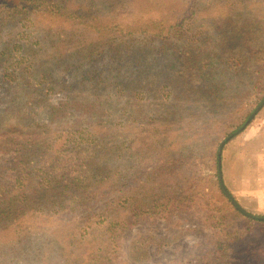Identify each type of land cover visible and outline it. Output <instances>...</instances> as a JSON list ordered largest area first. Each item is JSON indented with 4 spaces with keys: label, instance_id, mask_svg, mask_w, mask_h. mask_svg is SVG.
Masks as SVG:
<instances>
[{
    "label": "trees",
    "instance_id": "obj_1",
    "mask_svg": "<svg viewBox=\"0 0 264 264\" xmlns=\"http://www.w3.org/2000/svg\"><path fill=\"white\" fill-rule=\"evenodd\" d=\"M173 1L162 2L165 9L158 18L122 27L114 21L121 15L110 18L117 14L111 0H103L101 7L93 0L85 4L75 0H0V65H9L4 68L2 80L17 90L20 80L30 79L33 56L46 43L43 39L48 38L47 32L56 30L37 19L42 14L65 16L80 26L98 25L99 32H107L100 33L95 41L77 42L63 34V72H70L71 77L80 73L78 80L63 82V93L68 92L65 87L71 90L88 79L92 78L93 83L97 80L87 74L89 69L79 72L85 64L90 66L93 58L104 52H116L118 58L111 68L115 72V91L106 95V101L101 100L98 90H92L89 97L75 92L40 109V102L48 103L47 91L37 95L36 108L28 107L31 102L24 100V106L11 113L15 120L12 126H0V152L12 154V174L5 175L0 169V264H113L120 249L117 237L138 218L155 214L167 217L175 209L188 206L200 193V176L189 169L179 170L178 164L184 160L178 155L187 164L203 160L207 154L196 150L203 138L200 133H210L211 129L205 128L213 125L203 123L202 130L192 129L201 127L188 122L193 113L190 97L170 89L171 105L160 98L154 108L140 104L139 109L144 110L139 112L119 103L126 91L123 87L129 84L132 88L129 77H140L136 72L142 64L139 59H143L133 53L121 58L127 41L136 36L164 41L192 25L189 22L195 14L194 0H179L183 5L179 9L171 8L169 2ZM128 2L122 0L121 6ZM224 20L232 23L217 27L221 32L220 56L228 54L221 63L250 71L254 75L252 88L264 96V9L249 24L236 25L229 17ZM109 23L115 25L111 33ZM227 26L233 33L238 32L239 41L232 33H225ZM12 28L19 38L13 36ZM250 28L256 36L253 45L247 35ZM30 34L40 37L34 43L28 42ZM24 35L28 36L25 44L21 40ZM16 46L20 51L14 49ZM58 50L61 55V48ZM75 54L80 60L69 64L66 57ZM185 56L189 64V49ZM128 59L127 72L121 76V67ZM46 76L42 75V81ZM158 83L155 79L151 85ZM179 102L186 107L177 106ZM125 103L133 102L128 99ZM40 114H46L41 123L36 120ZM205 140L210 145L202 148L206 147L205 153L209 151L213 163L210 183L229 199L219 182L217 148Z\"/></svg>",
    "mask_w": 264,
    "mask_h": 264
},
{
    "label": "rangeland",
    "instance_id": "obj_2",
    "mask_svg": "<svg viewBox=\"0 0 264 264\" xmlns=\"http://www.w3.org/2000/svg\"><path fill=\"white\" fill-rule=\"evenodd\" d=\"M75 1L85 4L91 0ZM93 1L101 7L103 0ZM242 1L240 4L238 0H194L195 14L193 20L189 22L192 25L181 28V33L174 38L160 41L136 36L125 44L121 58L126 59L133 53L134 57L143 59H139L142 64L137 67V72L135 71L140 77H129L133 82L132 88L129 84L128 87H123L126 91L121 95L119 103L129 105L136 112L144 110L139 109L140 104H143V108L144 105L154 108L160 98L163 103L169 102L171 105L173 100L168 91L172 89L177 95L190 97L189 105L193 113L188 122L196 126L203 123L213 126L205 128L211 129L210 133H200L203 138L200 148L196 150L199 154H207L203 160L187 164L184 157L178 155L184 160L178 164L179 170L189 169L200 176L198 183L200 193L195 195L188 206L175 209L167 217L155 214L138 218L135 224L117 237L120 249L117 261L113 264H264V219L247 216L210 183L213 163L208 157L209 151L205 153L206 147L202 148L206 144L210 145L205 139L213 142V146L218 148L219 142L239 128L264 97L262 93L258 94L252 88L254 75L250 71H238L231 65L225 66L221 63L228 54L220 56L222 46L219 43L221 33L219 29L223 28V23H232L223 21V17H229L236 25L249 24L247 22H255L257 12L264 9V0ZM111 2L114 4L112 9H115L113 11L117 14L110 18L121 15L114 21L120 23L122 27L126 24L135 25V22L145 21L147 18H158L165 9L162 3L164 0H130L122 6V0ZM169 5L171 8H183L179 0L169 2ZM110 7L111 5L109 9ZM37 19L46 27L56 30L47 32L48 38L43 39L46 43L40 50H36L33 56L35 65L29 70L30 79L25 76L27 78L20 80L19 90L15 85L2 80L4 68L9 65L1 63L0 118H4L0 121L1 129L15 123V120L11 119L14 117L11 113L24 106V100L31 102L27 103L28 107L36 108V102H39L36 100L39 98L37 95L47 91L48 103L40 102L38 106L40 109L64 99V94L81 92L89 97L92 90L93 92L98 90L101 100L106 101V95L115 91L112 85L115 83L113 80L115 72L111 68L118 58L116 52H104L103 55L93 58L90 66L87 63L79 71L89 69L87 74L102 82H98L100 83L98 85L97 80L93 83L91 78L83 84H76L74 89L67 90L65 87L64 91L68 92L63 93V82H68L69 79L76 81L80 75L73 74L71 77L70 72H63V34L77 42L85 39L95 41L101 36L100 33L107 32H99L98 25H77L65 16L42 14ZM110 25L112 29L109 33L115 31V25L109 23L108 27ZM12 29L13 36L18 37L16 30ZM225 33H232L233 38L239 41L236 37L238 32L233 33L230 26H227ZM247 35L253 45L256 36L253 35L251 28ZM24 36L25 39H21L23 44L28 37ZM37 37L40 36L30 34L28 42H36ZM236 41L232 43L233 47ZM186 45L189 47L191 61L189 64L185 63V58H188L185 56V50L188 51L185 49ZM76 46L75 52L78 50ZM59 47L62 50L61 55ZM15 48L20 51V47ZM84 51L85 49L81 50ZM66 58L69 64L80 60L77 54ZM129 63L121 67V76L127 72ZM43 74H47V79L42 81ZM155 79L159 83L153 86L151 82ZM122 80L124 83H130L129 80ZM28 84L30 86H27ZM51 85L53 87L50 89ZM128 99L133 103H125ZM140 101L141 103H138ZM177 106L186 107L182 102ZM36 120L40 123L45 121L46 114L38 115ZM200 127L192 129L202 130L203 127ZM11 166V152H0L1 171L5 172V175L12 174ZM221 175L225 188L243 210L249 214L264 216V105L243 130L223 145ZM8 179L11 181L9 177Z\"/></svg>",
    "mask_w": 264,
    "mask_h": 264
},
{
    "label": "water",
    "instance_id": "obj_3",
    "mask_svg": "<svg viewBox=\"0 0 264 264\" xmlns=\"http://www.w3.org/2000/svg\"><path fill=\"white\" fill-rule=\"evenodd\" d=\"M264 105V97L260 100V102L257 104V106L253 109V111L249 114V116L247 117V119L245 120V122L236 130H234L233 132H231L230 134H228L225 138H223L218 145L217 148V171H218V175H219V182L220 185L222 187V189L224 190L225 194L229 197L231 203L241 212H243L244 214H246L247 216L251 217V218H255V219H264V216H257V215H253V214H249L247 213L245 210H243V208H241L237 202L234 200V198L231 196V194L228 192V190L225 188L223 181H222V175H221V154H222V148L223 145L230 139L232 138L235 134H237L238 132H240L241 130H243L245 128V126L247 125V123L249 122V120L258 112V110Z\"/></svg>",
    "mask_w": 264,
    "mask_h": 264
}]
</instances>
